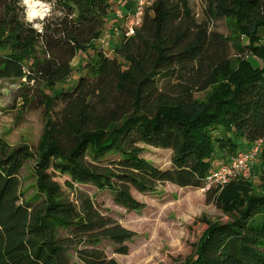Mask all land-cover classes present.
Listing matches in <instances>:
<instances>
[{
	"label": "trees",
	"instance_id": "1",
	"mask_svg": "<svg viewBox=\"0 0 264 264\" xmlns=\"http://www.w3.org/2000/svg\"><path fill=\"white\" fill-rule=\"evenodd\" d=\"M21 1L0 0V78L33 82L44 130L35 151L0 140V264H75L72 256L80 264H119L98 244L109 240L127 254L135 232L75 184L110 190L117 205L140 210L133 189L165 182L200 188L217 155L259 139V183L234 180L217 194L228 219L206 221L194 257L183 264H264V0H206L202 21L190 0H156L136 33L114 45L113 57L95 48L112 0H56L61 14L41 30L25 20ZM219 18L230 19L233 36L210 28ZM231 40L243 56L231 57ZM90 49L86 72L64 87L74 58ZM142 145L171 149V168L144 158ZM29 160L37 194L21 201ZM56 172L70 178L75 201Z\"/></svg>",
	"mask_w": 264,
	"mask_h": 264
},
{
	"label": "rangeland",
	"instance_id": "2",
	"mask_svg": "<svg viewBox=\"0 0 264 264\" xmlns=\"http://www.w3.org/2000/svg\"><path fill=\"white\" fill-rule=\"evenodd\" d=\"M125 0H112V11L103 28V35L96 43V50H102L108 57L114 56V45L119 43L125 30L121 26V20L116 18L117 13H126L132 8L133 3L125 10ZM33 5L42 9L41 13L33 20L28 21L26 14L28 6L21 1L22 15L26 21L34 27L39 25L42 29L43 21L61 14L56 0H31ZM206 0H190V6L199 21L204 20ZM39 6V7H38ZM42 17V18H41ZM128 21V20H127ZM210 28L226 37L233 36V24L230 19L219 18L210 23ZM264 36V33H262ZM229 50L232 58L243 56L233 40ZM240 42L245 44L242 37ZM95 49L88 53H80L72 62L74 73L70 81L64 85L73 84L86 70L83 68L87 60L93 56ZM253 64L259 65L260 60L253 55H246ZM174 81V80H173ZM161 80L160 83H164ZM63 87V88H64ZM33 82L27 80H12L0 78V140L12 147L27 144L33 151L37 149L44 130L43 108L33 92ZM205 93H199L198 98H203ZM59 109V107H57ZM240 151L248 147L246 142H241ZM142 156L161 169H169L172 166L173 151L151 145H142ZM226 157L217 155L215 167L222 163ZM256 160L255 168L258 166ZM217 165V166H216ZM54 179L58 181L66 195L73 201L76 199L74 190L66 187L67 175L54 173ZM21 201L34 199L37 194V176L34 170V161L29 160L24 165L21 174ZM260 176L255 172L249 178L257 185ZM79 190L87 192L93 199L95 206L105 215L116 219L122 226L135 232V236L127 243L129 251L121 254L116 251V246L109 240H101L98 247L110 258H115L119 264H183L187 259L194 257L198 243L206 228V221H225L228 219L217 204L215 189L207 190L205 185L200 188L180 187L171 182L159 183L151 191L138 192L132 190L133 196L144 207L140 210H128L114 202L113 193L110 190H100L95 186H82L75 184ZM73 254L74 250L71 249ZM75 264H80L72 256Z\"/></svg>",
	"mask_w": 264,
	"mask_h": 264
},
{
	"label": "built area",
	"instance_id": "3",
	"mask_svg": "<svg viewBox=\"0 0 264 264\" xmlns=\"http://www.w3.org/2000/svg\"><path fill=\"white\" fill-rule=\"evenodd\" d=\"M131 2L133 5L130 10L116 15V18L121 20V26L125 30L124 35L127 37L134 35L141 27L147 8L152 6L156 0H131ZM247 147L244 151L228 156L210 171L203 181L207 190L221 191L232 181L249 179L253 175L256 160L262 151L263 140H256Z\"/></svg>",
	"mask_w": 264,
	"mask_h": 264
},
{
	"label": "clouds",
	"instance_id": "4",
	"mask_svg": "<svg viewBox=\"0 0 264 264\" xmlns=\"http://www.w3.org/2000/svg\"><path fill=\"white\" fill-rule=\"evenodd\" d=\"M22 3L24 5H27L28 6V10H27V14H26V19L28 21L33 20L38 15V13L34 10V5L31 3V0H22ZM35 27L39 28L40 26L39 25H35Z\"/></svg>",
	"mask_w": 264,
	"mask_h": 264
},
{
	"label": "crops",
	"instance_id": "5",
	"mask_svg": "<svg viewBox=\"0 0 264 264\" xmlns=\"http://www.w3.org/2000/svg\"><path fill=\"white\" fill-rule=\"evenodd\" d=\"M130 3H132L131 0H125L123 7H124L125 9L129 8L128 6H129ZM247 145L249 146L248 143H247Z\"/></svg>",
	"mask_w": 264,
	"mask_h": 264
},
{
	"label": "bare ground",
	"instance_id": "6",
	"mask_svg": "<svg viewBox=\"0 0 264 264\" xmlns=\"http://www.w3.org/2000/svg\"><path fill=\"white\" fill-rule=\"evenodd\" d=\"M34 10L38 13V15L41 13V11H43L42 9H38L36 4L34 5Z\"/></svg>",
	"mask_w": 264,
	"mask_h": 264
}]
</instances>
